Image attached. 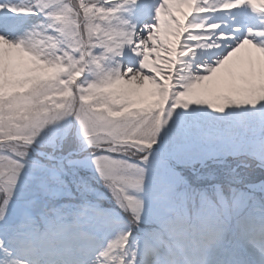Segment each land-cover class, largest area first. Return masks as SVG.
Wrapping results in <instances>:
<instances>
[{
    "label": "snow or ice",
    "instance_id": "obj_1",
    "mask_svg": "<svg viewBox=\"0 0 264 264\" xmlns=\"http://www.w3.org/2000/svg\"><path fill=\"white\" fill-rule=\"evenodd\" d=\"M0 264H264V0H0Z\"/></svg>",
    "mask_w": 264,
    "mask_h": 264
},
{
    "label": "rangeland",
    "instance_id": "obj_2",
    "mask_svg": "<svg viewBox=\"0 0 264 264\" xmlns=\"http://www.w3.org/2000/svg\"><path fill=\"white\" fill-rule=\"evenodd\" d=\"M184 10L186 11L187 9H184ZM237 163H242V161H237ZM246 171H247L246 169H243V168L240 169V172H241L242 175H243ZM257 171H259V170H257ZM255 172H256V171H255ZM249 174H250V179H251V180H253V181H257V182H258V177H259L258 174H254V171H251V170H249ZM260 176H261V175H260ZM250 191H251V190H250ZM105 206L107 207L108 205L105 204Z\"/></svg>",
    "mask_w": 264,
    "mask_h": 264
},
{
    "label": "trees",
    "instance_id": "obj_3",
    "mask_svg": "<svg viewBox=\"0 0 264 264\" xmlns=\"http://www.w3.org/2000/svg\"><path fill=\"white\" fill-rule=\"evenodd\" d=\"M254 174H258L259 176L262 175V173L260 171H254Z\"/></svg>",
    "mask_w": 264,
    "mask_h": 264
}]
</instances>
